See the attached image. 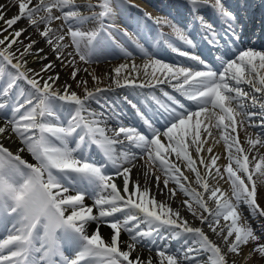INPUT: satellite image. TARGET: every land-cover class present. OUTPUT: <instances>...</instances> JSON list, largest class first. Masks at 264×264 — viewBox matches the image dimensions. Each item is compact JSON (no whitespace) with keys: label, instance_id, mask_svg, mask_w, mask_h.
<instances>
[{"label":"snow or ice","instance_id":"1","mask_svg":"<svg viewBox=\"0 0 264 264\" xmlns=\"http://www.w3.org/2000/svg\"><path fill=\"white\" fill-rule=\"evenodd\" d=\"M187 3L197 14L200 6L211 7L227 25L228 50L236 49L241 39L232 24L236 16L224 0ZM13 7L16 13L9 17ZM115 15L113 0L0 3V223L11 224L0 239V264H249L253 258L264 264V225L251 224L264 218V131L255 132V138L252 131L264 129V50H238L234 58L226 50L213 66L181 50L178 43L197 46L185 29L155 18L157 25L171 28L174 39L161 32L154 45L163 42L197 66L166 63L138 34L124 30L122 36L140 54L142 63L137 64L133 51L116 39ZM196 19L204 38L219 47L214 26L203 16ZM21 21L26 26L17 27ZM41 43L44 47H38ZM113 48L125 62L110 74L101 77L82 68L99 63ZM29 57L38 69L28 66ZM64 69L69 78L61 83ZM105 79L109 83L102 87ZM164 84L178 96L163 89L159 96L142 94L146 105H156L151 117L124 97L143 130L124 123L123 113L104 96L119 88ZM13 137L20 145L15 152L3 142ZM210 138L214 144L223 141L226 165H218L221 157L206 147ZM93 147L102 160H96ZM25 152L34 164L23 158ZM134 169L142 173L143 184L132 180ZM220 180L230 186V195ZM152 184L166 199L156 198ZM181 194L184 199L173 207ZM163 240L181 241L182 246L172 250L158 243ZM145 241L151 247L142 257ZM66 250L74 254L68 256Z\"/></svg>","mask_w":264,"mask_h":264},{"label":"bare ground","instance_id":"2","mask_svg":"<svg viewBox=\"0 0 264 264\" xmlns=\"http://www.w3.org/2000/svg\"><path fill=\"white\" fill-rule=\"evenodd\" d=\"M77 2L78 3H83L84 2V0H77ZM0 3H5V0H0ZM131 3L132 4H134L133 6H136L137 8H140V9H145V8H147L146 6H145V4H143L142 2H139L138 0H135V1H133V0H131ZM16 13V9L15 8H11V10L8 12V16L10 17V16H12V15H14ZM24 26H26V22L25 21H21L18 25H17V27H24ZM240 27L238 26L237 28H236V31L239 29ZM31 31V30H30ZM7 33H5V35H6ZM33 39H38V36H36L35 34H33ZM26 42V41H25ZM38 47H44V44L43 43H41V44H39L38 45ZM261 50H264V48H262ZM185 51H188V52H190L189 50H187V48H186V50ZM135 55V54H134ZM102 63H98V64H96V63H93L92 65H90V66H85V65H82V68L83 67H88V69H89V71L90 72H94L95 73V75H97V76H101V77H103V76H105L106 74H110L111 73V70L113 69V68H115L116 66H118L119 64H121V63H124L125 62V57H123V56H119V57H123V58H119V60H116V61H112V56H110V55H102ZM134 58H135V62L137 63V64H140V63H142V60H141V58H139L138 56H134ZM33 61V58L32 57H29V67H32V68H36V69H38L39 67H40V65H39V63H33L32 62ZM57 71H60V69H59V67L57 68ZM69 70L68 69H64L63 71H61L60 72V75H61V83H63V81H65V80H68V78H69ZM85 74L83 73V71L81 72V76H84ZM87 79H88V81H89V88H91V87H93V83H92V81H91V77H86ZM69 82L70 83H72L70 80H69ZM108 83H109V81L107 80V79H105L104 80V83L101 85L102 87H106L107 85H108ZM21 86L22 87H24V88H27L28 86L27 85H25V84H23V82H21ZM159 87H157L156 89H153V91L159 96L160 95V89H163L164 91H167L168 93H170V94H172V95H175V93H174V91H173V89L171 88V87H169L167 84H164V85H158ZM245 88H247V86L245 85L244 86ZM73 89L74 90H76L77 92H80V90L79 89H76V87H75V84L73 83ZM119 89H121V88H119ZM119 89H115V91L114 92H106V93H104V96L109 100H112V103H113V101H116V103L114 104V107L120 112V113H123V118H125V122H126V124H129V125H133V126H136L138 129H140V130H143V127H142V125H141V123H140V121L138 120V118L136 117V115H135V112L133 111V110H131V104L130 103H128V101H126L127 102V104L126 103H124L123 101H122V98L123 97H125V96H127L128 97V100H130L131 102H132V104L134 103V102H138L137 103V105L138 104H140L141 106V108H142V110H144V112H145V110H147L148 109V107H149V104H152V102L151 101H148V104L146 105L144 102H143V100H144V97H142V95H140L141 97H142V99L140 100L139 98H138V93L139 92H141V94H145V92L147 91L146 89H136L135 91H133V90H131V93H132V96H130V95H128V94H123V93H121V90H119ZM147 92H150V91H147ZM119 93H121V95H119ZM117 101H119V102H117ZM154 106H155V104H154ZM92 107H96V104H93L92 105ZM254 111H258V109H255ZM152 114H153V111H151V110H149V111H147V115L149 116V117H151L152 116ZM127 117H128V119H127ZM123 122H124V120H123ZM157 126H159V127H161V128H163V124L162 123H159V122H157ZM213 132H214V134H215V136H216V139H218V137H219V134H218V132L215 130V129H213ZM239 139H241L242 141H243V139H244V133L243 132H240L239 133ZM6 140H4L3 142H4V145H8L7 144V142H5ZM222 145V144H221ZM208 146H212L213 147V151H214V153H216V154H220V152H221V148L219 147L220 145L219 144H214L213 142H212V140H211V138L209 139V144L208 145H206V147H208ZM223 146V145H222ZM245 148H247V146H246V144H244L243 145ZM6 147H9L10 148V150H12V151H16V149L17 148H13L12 146H10V145H8V146H6ZM19 147V146H18ZM223 148V147H222ZM224 151H225V149H223ZM224 151H223V153H224ZM261 152H264V151H261ZM93 153L95 154V158H100L101 160H102V157H101V155L95 150V148L93 147ZM206 154V153H205ZM21 155L23 156V158L25 159V160H27L29 163H32V160H30V158H29V156H30V154H28V153H21ZM225 155V153L223 154V156ZM31 157V156H30ZM173 159H174V157H173ZM34 161V160H33ZM224 161H222L221 159H219L218 160V165H220L221 166V164L223 163ZM138 164H143V161H139L138 162ZM202 171H203V169H201ZM108 171H110V173H112V174H114V170L111 168V166H109L108 167ZM157 174H159V173H157ZM132 180H136L137 178L140 180V183L141 184H143L144 183V177H143V175H142V173H138L135 169L133 170V173H132ZM162 179H163V177H162ZM122 181V180H121ZM220 182V181H219ZM116 183L118 184V178H116ZM211 183H213V184H215V181H211ZM221 184V183H220ZM219 184V186L221 187V185ZM119 185V184H118ZM121 186H122V184H121ZM173 185L172 184H170L169 185V187H172ZM193 186H194V184H193ZM160 188H163V184L161 183L160 184ZM151 190H152V193L153 194H155L156 195V198L158 199V200H163V199H166V196H164V195H159V194H157V189H156V186H155V184H152L151 185ZM199 190V189H198ZM261 191L262 192H264V186H262L261 187ZM176 203H174L172 206L173 207H176L177 206V204L179 203V201L180 200H182V199H184V197H183V195L181 194V195H178L176 198ZM263 202V201H262ZM84 203L86 204V205H89V206H91V204H92V200L90 199V198H86L85 199V201H84ZM210 203V205H211V202H209ZM183 214L189 219V221L190 222H192L195 226H199V222L198 221H192V217L190 216V214H188L186 211L185 212H183ZM261 219H263L264 220V218H261ZM252 222V221H251ZM253 223V222H252ZM256 223V222H255ZM257 224V223H256ZM253 225V224H252ZM255 225V224H254ZM256 226H258V225H256ZM11 227V224L10 223H0V234H3V233H5L9 228ZM102 231H103V233L105 234V236H107V234H108V232L110 231L109 229H107L106 227L105 228H103L102 229ZM205 231L206 232H208V234L210 235V237L212 238V239H216V237L212 234V233H210L209 231H208V229H206L205 228ZM124 238V237H123ZM158 243H160V244H168V245H170V248L172 249V250H176L177 248H180L181 246H182V242L181 241H169V240H163V241H158ZM145 245H146V248H145V250L141 253V255H142V257H147L148 255H149V251L147 250V247H151V245L150 244H148V242L147 241H145ZM249 246H251V245H249ZM248 246V247H249ZM251 248V247H250ZM243 251H244V253H247L248 251H247V249H246V247L243 249ZM66 253H68V256H72L74 253L71 251V250H66ZM151 255H153V256H155V252L153 251L152 253H151ZM203 258V257H202ZM254 259V258H253ZM249 264H261V262L257 259L255 262H253L252 260L251 261H249Z\"/></svg>","mask_w":264,"mask_h":264},{"label":"rangeland","instance_id":"3","mask_svg":"<svg viewBox=\"0 0 264 264\" xmlns=\"http://www.w3.org/2000/svg\"><path fill=\"white\" fill-rule=\"evenodd\" d=\"M127 1L131 2V0H113V7H114L115 14H116L114 23L116 25V28L117 27L120 28L119 30H118V28L113 30L115 33H117L116 39H122V32L124 30H127L130 34H138L140 36V38L142 39V41L146 40L148 42V47L150 48V51H152L153 53L156 51H160V52L164 53L160 49V46L156 47L154 45L153 38H156L158 36L160 30H162V32H163V30H168V33L172 32L171 28L168 29L167 27L157 25L156 23H154L155 19H148V17L146 16V12H142L139 9L133 7L132 5L128 4ZM133 1H135V0H133ZM140 1L141 2L143 1L146 4H150V5H152V4L158 5L159 7L163 8V10L166 9V6H167V9L164 11V13L159 18H167L172 23H174V21L172 20V17H171L172 15L173 16H180V17L186 15L185 13H182L181 7H180V9L177 8L178 2H181L183 5L186 4L187 6H190L187 3V0H140ZM258 1H260V0H226V1H224V3L226 4V6L228 8L231 7L232 5L235 7H238L239 4L244 5L245 3L247 4V7L250 8L251 6L257 5ZM93 2H95V0H93ZM200 7H202L206 11V14L209 17H211V15H215L212 8L210 9V7H208V6H200ZM166 11H167V13H169V15H167ZM198 15L203 16L202 13H200V12ZM203 17L205 18V20H207V18L205 16H203ZM121 23H124L126 25V27L123 28V25H121ZM183 23L185 24V26L183 24V26H179V27L185 29V31L188 33L190 31L189 27L191 26V21L185 20V21H183ZM201 30H203V29H201ZM130 31H132V33ZM197 31H199V30H197ZM197 31H193V32L195 34H197ZM166 37H168L170 39H174L173 35H171V36L167 35ZM130 46L134 52L138 53L132 44H130ZM109 53L112 54L114 57H117L119 54H121L119 52V50L115 49V48H113ZM156 57H158V56H156ZM125 90L127 92H129L130 89L125 88ZM138 94H140V93H138ZM128 95L132 96V93L130 92V94H128ZM253 120H255L257 123H259V119L257 117H253ZM252 131H253V138H255L254 133L259 132V131H264V129H261L258 127V128L253 129ZM218 139H219V137H218ZM5 142H7V144L12 146L13 148H18V146H20L19 142L15 139V137H13L12 140H6ZM221 144L223 145V141H221L219 143V145H220L219 147L222 150H221L220 154H217V155H219L221 157V160L224 161L221 164V166H223V165L227 164V160L224 158L227 155V153L223 150L224 145L222 146ZM8 145H5V146H8ZM223 151L225 153L224 156H223V154H224ZM260 151H264V149H260ZM214 154H216V153H214ZM29 158H30V160H32V163L34 164L35 161H33V159L30 156H29ZM222 170L223 169L221 167V171ZM225 180H226V176H225ZM225 180H220L219 184L221 183L220 185H221L222 190L228 192V194L230 195V186L227 183H225ZM193 187L198 188V186H196V185H194ZM262 201H261V205L264 206V200H262ZM244 214L248 215L246 207L244 210ZM251 221L253 222V223L251 222V224H253L252 225L253 227H258L259 225H264L263 219H259V222L256 219H252ZM256 225H258V226H256ZM7 234H8V232L0 234V239H3L4 237H6ZM165 235H167V234H165ZM125 239H126V237H125ZM250 247L251 246L246 247L247 251H249ZM256 260H257L256 258L252 259L253 262H255Z\"/></svg>","mask_w":264,"mask_h":264}]
</instances>
